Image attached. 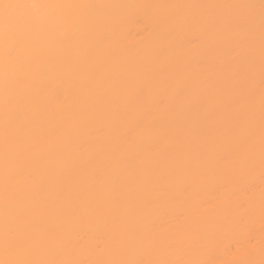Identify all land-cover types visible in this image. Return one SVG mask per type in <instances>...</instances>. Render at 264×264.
<instances>
[{
    "label": "bare ground",
    "instance_id": "obj_1",
    "mask_svg": "<svg viewBox=\"0 0 264 264\" xmlns=\"http://www.w3.org/2000/svg\"><path fill=\"white\" fill-rule=\"evenodd\" d=\"M208 263H264V0H0V264Z\"/></svg>",
    "mask_w": 264,
    "mask_h": 264
},
{
    "label": "rangeland",
    "instance_id": "obj_2",
    "mask_svg": "<svg viewBox=\"0 0 264 264\" xmlns=\"http://www.w3.org/2000/svg\"><path fill=\"white\" fill-rule=\"evenodd\" d=\"M229 252H235V249H228ZM210 264V263H208ZM257 264H264V263H257Z\"/></svg>",
    "mask_w": 264,
    "mask_h": 264
},
{
    "label": "snow or ice",
    "instance_id": "obj_3",
    "mask_svg": "<svg viewBox=\"0 0 264 264\" xmlns=\"http://www.w3.org/2000/svg\"><path fill=\"white\" fill-rule=\"evenodd\" d=\"M5 8L9 7V5H4Z\"/></svg>",
    "mask_w": 264,
    "mask_h": 264
}]
</instances>
